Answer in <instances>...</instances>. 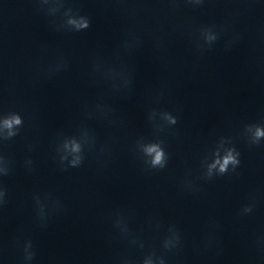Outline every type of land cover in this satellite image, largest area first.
<instances>
[{
    "label": "clouds",
    "instance_id": "obj_1",
    "mask_svg": "<svg viewBox=\"0 0 264 264\" xmlns=\"http://www.w3.org/2000/svg\"><path fill=\"white\" fill-rule=\"evenodd\" d=\"M168 2L175 8L180 2H184L192 6H202L204 0H168ZM35 3L37 4V11L43 12L50 18H53L51 20V26L53 30L57 32H80L91 26L90 18L87 15L81 14L79 9L74 8L69 3V0H35ZM57 17L59 18L57 19ZM198 31L199 36L196 44L198 49L202 50L205 46L211 47L219 39V33L214 26H202ZM200 41L203 43H200ZM139 43V37L134 33H129L128 37L122 42L121 48L124 51H128L137 47ZM157 46H160L158 38ZM64 67H66V60L61 57L51 71H60ZM116 75L123 80L125 85H129L131 83L127 74L121 72ZM160 95H163V91L160 92ZM157 115H159L163 121H166L168 125H175L177 123V118L167 111L157 113L153 110L149 116L150 120L154 121ZM22 126L23 118L19 113L8 112L7 114L0 115V142L11 140L19 135V130ZM246 131L251 134V142L254 144L264 138V127L262 126L248 125L246 126ZM87 143H89L87 132L82 133L80 139L75 137H66L62 144H60L57 148L61 163L67 161L70 167H79L83 162V148ZM162 144L163 141L145 142L143 140H140L137 143L140 152L145 158L144 162L151 169H162L167 164L168 156L162 147ZM222 147L223 144H221V146L213 153L211 163L206 165L205 176L207 179H211L214 174L224 175L229 171L230 166L232 170H235V168L240 164V154L235 147L225 148L223 150V155H221L220 149ZM69 157H71V159H69ZM28 163H31V161ZM10 164V160L4 156H0V175L9 174ZM4 196L5 191L0 189V204L5 202ZM36 200L38 205L37 215L43 226L46 221L44 207L40 204L38 197ZM241 211L244 214L250 213L252 211V205H245ZM114 227L119 229L122 234L131 235L122 216H117L114 221ZM168 232L169 234L162 242V247L165 250L170 251L180 245V236L174 227L169 228ZM132 243H136V240L133 239ZM140 247L142 248L143 244H141ZM35 255L36 253L33 250L32 242L25 241L23 244L24 264H31ZM120 264H132V262L127 257H123L120 260ZM141 264H165V260L162 256H157L155 251H151L143 257Z\"/></svg>",
    "mask_w": 264,
    "mask_h": 264
}]
</instances>
